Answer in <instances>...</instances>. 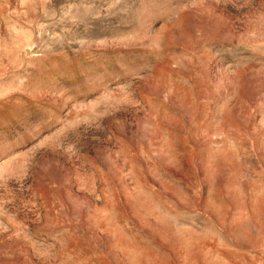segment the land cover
I'll return each instance as SVG.
<instances>
[{"label": "rangeland", "instance_id": "rangeland-1", "mask_svg": "<svg viewBox=\"0 0 264 264\" xmlns=\"http://www.w3.org/2000/svg\"><path fill=\"white\" fill-rule=\"evenodd\" d=\"M0 264H264V0H0Z\"/></svg>", "mask_w": 264, "mask_h": 264}]
</instances>
